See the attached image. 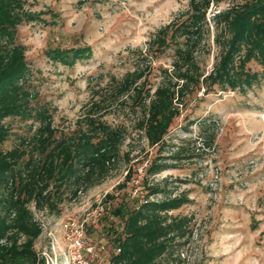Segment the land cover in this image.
<instances>
[{
    "label": "rangeland",
    "instance_id": "obj_1",
    "mask_svg": "<svg viewBox=\"0 0 264 264\" xmlns=\"http://www.w3.org/2000/svg\"><path fill=\"white\" fill-rule=\"evenodd\" d=\"M240 0L212 4L207 17L211 35L198 58L206 72L220 55L212 17ZM189 0H27L25 7L37 17L21 23L17 43L26 48L29 72L27 86L31 106L46 107L58 136L86 129L91 114L124 132L116 161L106 180L74 201L64 202L62 213L35 211L43 233L36 249L53 264H65L66 230L70 217H82L92 205L122 182L131 168L137 183L129 184L132 200L145 194L139 168L156 154L138 130L141 107L127 96L113 95L116 81L127 72L144 69L152 92L173 69V50L149 49L155 33L188 8ZM86 49L90 56L75 63L54 58L55 50ZM66 51V52H67ZM254 70L260 66L252 62ZM143 78V80H144ZM101 101L102 110L93 108ZM181 114L166 137L162 153L169 167L149 178L167 187L172 195L186 193L191 202L171 214L189 216L188 236L182 240L180 260L174 264H264V84L246 94L205 88L188 94ZM11 134L0 148L10 150L39 126L35 118L9 117ZM215 123V125L213 124ZM215 134L208 145L205 139ZM137 189V191H136ZM137 192V193H136ZM155 198H162L159 194ZM91 225V224H90ZM88 226L90 241L102 235ZM111 246L106 239L101 241ZM52 258V260H51ZM105 264L104 258L95 262Z\"/></svg>",
    "mask_w": 264,
    "mask_h": 264
},
{
    "label": "trees",
    "instance_id": "obj_2",
    "mask_svg": "<svg viewBox=\"0 0 264 264\" xmlns=\"http://www.w3.org/2000/svg\"><path fill=\"white\" fill-rule=\"evenodd\" d=\"M221 1L189 0L188 8L149 41L150 50L164 53L171 49L174 56L173 69L165 70L153 92L141 68L127 72L113 87V95L127 96L141 107L138 130L157 150L143 167L145 194L132 200L128 187L134 172L129 168L124 180L104 195L101 220L90 225L102 235L99 242L106 239L111 246L112 264H174L180 260L179 250L192 219L171 211L191 200L186 193L172 195L166 186L151 183L149 178L169 167L160 153L185 97L202 87L246 94L264 84V0H240L213 15L220 55L211 71L203 69L198 55L211 35L207 13ZM26 2L0 0V145L11 134L7 118L39 122L35 133L24 137L20 145L0 148V264H46L36 249L43 227L32 206L60 215L66 200L74 201L106 180L125 138L121 128L91 115L94 112L85 120L86 129L58 136L49 110L31 106L26 48L16 41L19 25L37 17L25 7ZM66 51L55 50L51 55L66 64L90 56L83 48ZM252 62L260 69H252ZM93 105L102 110L101 101ZM214 141L215 134L205 139L209 146ZM159 194L162 198H155Z\"/></svg>",
    "mask_w": 264,
    "mask_h": 264
},
{
    "label": "built area",
    "instance_id": "obj_3",
    "mask_svg": "<svg viewBox=\"0 0 264 264\" xmlns=\"http://www.w3.org/2000/svg\"><path fill=\"white\" fill-rule=\"evenodd\" d=\"M139 172L140 174L143 172V167L139 168ZM131 181L138 182L136 178H133ZM103 197L92 205L87 214L78 218L70 217L64 223L67 241L66 251L64 252L67 258L65 264H96L97 260L103 258L105 264H112L111 255L103 257L104 253H109L108 246L101 242H98V244L93 241L91 242L88 236V226L93 222L101 220L105 213ZM116 251L118 252L120 249H116ZM45 258L47 264V257L45 256ZM52 263L59 264V258L55 256V261L52 260Z\"/></svg>",
    "mask_w": 264,
    "mask_h": 264
}]
</instances>
